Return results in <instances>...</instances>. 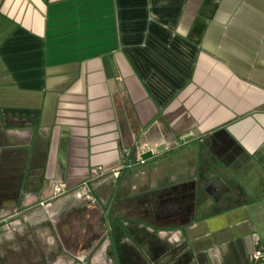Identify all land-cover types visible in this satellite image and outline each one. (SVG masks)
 I'll list each match as a JSON object with an SVG mask.
<instances>
[{
  "label": "crops",
  "instance_id": "crops-1",
  "mask_svg": "<svg viewBox=\"0 0 264 264\" xmlns=\"http://www.w3.org/2000/svg\"><path fill=\"white\" fill-rule=\"evenodd\" d=\"M81 187L115 198L96 258L264 264V0H0V264Z\"/></svg>",
  "mask_w": 264,
  "mask_h": 264
},
{
  "label": "flooded vegetation",
  "instance_id": "flooded-vegetation-1",
  "mask_svg": "<svg viewBox=\"0 0 264 264\" xmlns=\"http://www.w3.org/2000/svg\"><path fill=\"white\" fill-rule=\"evenodd\" d=\"M64 188L67 190L66 186ZM88 191L91 193L90 189ZM114 200L115 198L109 199L104 207L94 199L84 198L80 207L72 208L65 212L63 217L60 216L61 219L59 218V220L68 222L67 230L70 223L74 229L76 225L77 230L75 229L73 233L69 234L65 228L63 236L62 234L59 235L60 242H58L54 253L37 258L38 262L41 264H147L145 258H105L103 260L96 258L105 236L108 240V253H115L112 235V228L116 223L112 207ZM17 238L22 239L23 236L19 233ZM30 248L34 251L37 250L35 244H32ZM160 248V246L152 247L153 253L156 255ZM20 253L22 251H19L20 258H22L23 253ZM166 259H169L170 264H178L175 259V250L168 253L166 258L155 259L153 263L162 264Z\"/></svg>",
  "mask_w": 264,
  "mask_h": 264
},
{
  "label": "rangeland",
  "instance_id": "rangeland-1",
  "mask_svg": "<svg viewBox=\"0 0 264 264\" xmlns=\"http://www.w3.org/2000/svg\"><path fill=\"white\" fill-rule=\"evenodd\" d=\"M57 185H59V184L56 183L52 187V191H51V194H50L51 195L50 196L51 198H57V197H60V196H62V195H64V194H66V193L69 192L68 190H66V188H62L61 186L58 187ZM88 190L89 189L87 187H85V188L81 187V188H79V189L76 190V193H78L80 195L82 201L84 200V198L87 199L86 198L87 195H90V192ZM2 235H3V233L0 234V237L1 238L4 237ZM154 237H155V235H154ZM155 238H157V237H155ZM101 259L103 260L105 258H99L98 257V260H101Z\"/></svg>",
  "mask_w": 264,
  "mask_h": 264
},
{
  "label": "built area",
  "instance_id": "built-area-1",
  "mask_svg": "<svg viewBox=\"0 0 264 264\" xmlns=\"http://www.w3.org/2000/svg\"><path fill=\"white\" fill-rule=\"evenodd\" d=\"M128 154V152H127ZM144 159H142L141 157H138L137 160L133 163H130L129 160L125 162V164L122 167H130L133 164L136 163H143ZM59 185H57L58 187L61 186L62 188H64V184L63 183H58ZM250 258L252 260H264V250L262 249H258L256 251H254L251 255Z\"/></svg>",
  "mask_w": 264,
  "mask_h": 264
}]
</instances>
